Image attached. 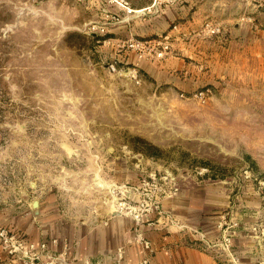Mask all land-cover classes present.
I'll return each instance as SVG.
<instances>
[{
	"label": "rangeland",
	"instance_id": "obj_1",
	"mask_svg": "<svg viewBox=\"0 0 264 264\" xmlns=\"http://www.w3.org/2000/svg\"><path fill=\"white\" fill-rule=\"evenodd\" d=\"M120 1L0 0V232L27 239L14 221L33 200L71 217L133 205L122 190L151 172L221 181L264 228V0ZM131 39L169 51L138 60Z\"/></svg>",
	"mask_w": 264,
	"mask_h": 264
},
{
	"label": "crops",
	"instance_id": "obj_2",
	"mask_svg": "<svg viewBox=\"0 0 264 264\" xmlns=\"http://www.w3.org/2000/svg\"><path fill=\"white\" fill-rule=\"evenodd\" d=\"M221 4L216 1L212 6ZM211 49L210 57L219 58L217 47ZM178 187L177 194L162 202L161 214L145 216L140 225L108 207L71 217L54 213L52 204L39 203L38 218L30 209L18 216L27 223L15 218L14 228L27 235L26 241L46 245L39 260L55 257L58 264H264V238L250 232L251 224L244 223L236 212L237 204L242 206L241 194L232 196V188L221 181L178 180ZM233 223L232 244L224 250L222 229ZM138 231L149 241V250L135 241ZM0 262L24 264L3 252Z\"/></svg>",
	"mask_w": 264,
	"mask_h": 264
},
{
	"label": "built area",
	"instance_id": "obj_3",
	"mask_svg": "<svg viewBox=\"0 0 264 264\" xmlns=\"http://www.w3.org/2000/svg\"><path fill=\"white\" fill-rule=\"evenodd\" d=\"M120 4L126 8L128 13L131 12L128 7H125L127 3L121 0ZM219 32L220 27L212 25L210 22L205 23L204 29L202 30V33L207 35H215ZM126 48L134 52L138 60L162 58L169 51L167 42L156 40L140 41L131 39L127 42ZM208 93L209 90L199 91L195 97L204 100ZM139 184L137 187L122 190V194L127 193L129 195L132 189L133 193L138 196V202L131 205L127 202L129 197L123 195V198L119 199V202L111 206L113 212L131 216L137 225L142 223L145 216L160 215L161 205L164 199L170 198L179 192L177 178L165 173H148ZM235 226L236 224L233 223L231 226H226L222 229L220 245L224 250H229L231 247ZM251 231L256 237L264 238V228L260 225H254ZM0 237L3 240L4 249L7 250V253L15 256L21 255L29 259L30 264H58V259L55 257H48L45 262L38 263L40 252L46 248L45 244L35 245L16 235L8 236L5 231L0 232ZM135 241L144 249H150V243L145 239L142 232H136ZM53 243H56V241L53 240ZM64 247L67 251V246L64 245ZM142 263L146 264V261Z\"/></svg>",
	"mask_w": 264,
	"mask_h": 264
},
{
	"label": "water",
	"instance_id": "obj_4",
	"mask_svg": "<svg viewBox=\"0 0 264 264\" xmlns=\"http://www.w3.org/2000/svg\"><path fill=\"white\" fill-rule=\"evenodd\" d=\"M31 186H33V184H31ZM31 207H32L33 215L35 216L39 215V202L37 200L32 201Z\"/></svg>",
	"mask_w": 264,
	"mask_h": 264
}]
</instances>
